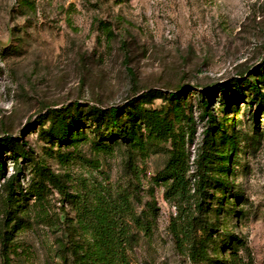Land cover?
I'll use <instances>...</instances> for the list:
<instances>
[{"label":"rangeland","instance_id":"rangeland-1","mask_svg":"<svg viewBox=\"0 0 264 264\" xmlns=\"http://www.w3.org/2000/svg\"><path fill=\"white\" fill-rule=\"evenodd\" d=\"M253 85L264 95V0H0V154L5 178L16 175L11 209L0 180V264H101L90 224L115 202L126 209L119 264H225L232 236L247 247L241 259L264 264V105ZM150 91L161 96L140 99ZM111 106H127L126 142L86 116ZM52 109H69L64 141L48 136ZM19 149L27 160L15 163ZM173 157L182 198L168 194ZM180 204L202 219L195 261L175 231Z\"/></svg>","mask_w":264,"mask_h":264},{"label":"trees","instance_id":"trees-1","mask_svg":"<svg viewBox=\"0 0 264 264\" xmlns=\"http://www.w3.org/2000/svg\"><path fill=\"white\" fill-rule=\"evenodd\" d=\"M253 91L256 94V97L253 98L255 100L260 101L262 105H264V95L259 93V90L256 86H252ZM151 96H161L159 92L157 91H150L149 93H143L140 97L141 100H145L150 98ZM171 99L177 100L178 97L176 94L171 95ZM136 99H132L131 101H128L129 104L135 102ZM201 104L203 107V115H208L207 111V105L208 102L206 99L202 98ZM128 106V105H127ZM126 106V107H127ZM75 109H79L81 106L78 102L75 103ZM125 106H111L107 109L101 110L96 107H91V109L88 110L86 116L90 119H97V121L102 120L106 121L105 125L108 127H112L113 131L115 132L114 139H121L123 142H126L130 140L128 137V134L126 131H124V128L122 126V121L120 119V116H122ZM69 112V109H63L61 111H58L56 109L48 110L47 116H51L50 122L51 126L48 129V136L51 138H55L59 141H64L66 139V130H68V124L64 121V114H67ZM129 116V113H128ZM45 119V118H42ZM212 120H215L213 117H211ZM6 140L4 142H9L10 138H5ZM9 140V141H8ZM16 156H14V162H17V158L21 157L23 160H27V152L24 149H19L17 152L14 151ZM203 160V157H201ZM199 165H201V162H199ZM38 168H43V166H40ZM37 169V168H36ZM40 170V169H39ZM5 167L2 161V157L0 154V180H4L3 182V188H4V204L5 207L11 209V207L15 203V196L16 192L14 189V183L16 175L14 174L9 179L5 178ZM20 171V168H16V174H18ZM165 178L171 179L172 183L169 188V192L173 196H179L184 197L185 194L190 191L188 190V185L184 178V170L182 168V165L176 157H173L170 161L169 165L166 168V174ZM207 184L205 182V179L203 176H200L198 180H195V184L193 186V193H194V201H195V208L201 212L203 210L202 207V201L204 198V194L206 192ZM33 193L35 196L40 197L41 192L39 189L33 190ZM115 202L113 204H108L105 208L101 209L98 214L96 215V218L92 220L90 224V230L92 231L93 235V250L91 252L92 260L93 262H99L101 264H119V261L121 260V246L123 242L125 241L126 234L124 231L119 230L118 226V218L116 215L125 209V205ZM124 205V206H123ZM184 208L181 207V204L178 206V215L174 219V225L177 224V219L179 220L180 224L176 228V234L177 237L184 242H187L188 248H189V254L190 258L192 260H196V257L199 256L200 250L199 245L200 242L196 239V226L197 224L201 223L200 217H194V216H184L183 213ZM125 212V211H124ZM127 214V213H124ZM233 245L229 249L231 250V257L229 261L225 262V264H249L245 262L243 259H241L238 255L240 248L242 247L244 250L247 249L245 243H243L239 238H234L232 236ZM205 252V251H204ZM203 253V251H202ZM90 254V255H91ZM73 264H83L82 262H76L74 261ZM224 264V263H223Z\"/></svg>","mask_w":264,"mask_h":264}]
</instances>
